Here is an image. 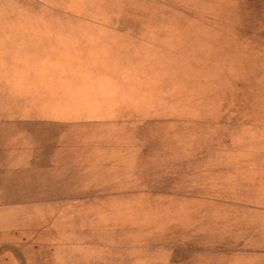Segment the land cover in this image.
I'll return each instance as SVG.
<instances>
[{
  "label": "rangeland",
  "instance_id": "374dc122",
  "mask_svg": "<svg viewBox=\"0 0 264 264\" xmlns=\"http://www.w3.org/2000/svg\"><path fill=\"white\" fill-rule=\"evenodd\" d=\"M161 1L130 0L128 11L134 13L131 17L123 10L120 12L121 0H0V12L52 13L47 19L5 15L9 18L6 24L12 20L10 23L18 26L10 34L14 41L8 40L7 35L9 46L49 45L54 51L50 60L52 65L47 62L40 68L45 73L42 78L85 81L107 78L115 70L119 73L121 93L113 98L114 112H94L91 102L109 98L96 97L97 100L88 101L86 85L76 84V93L65 97L75 98L72 103L68 101L66 108L77 109V112L43 115L45 119L72 122L64 134L68 138L63 139L85 143L89 149L98 148L97 153L102 154L88 156L87 159L99 160L102 174L112 173L109 176L111 181H119L116 184H120L129 179L137 183L151 178V174H158L154 164L162 155L160 144L154 151V142L164 140L180 143L182 148H178V156L190 160L197 158L201 161L200 167L213 162L212 173L183 175L178 179L176 184L191 193L179 197L153 196L155 202H163V207L170 211L161 212V207H157L150 214H139L134 212V206L130 218L128 214L119 212L110 214L107 213L109 208L119 210L120 206L137 205V202L117 203L111 201H119V198H109V202L98 207L106 213L85 216L86 221L99 216L107 221V217L112 216L113 221L109 222H124L122 226L127 220L136 221L137 218L135 229L134 226L107 228L101 221L98 223L101 225L99 232L96 233L95 228L85 231L84 227V233L79 234L77 228L62 226L59 234L65 238V244H59L56 250L66 257H56L60 264H219V258L227 255L212 252L211 248L215 247L212 242L224 237V229L233 228L232 231L240 235L246 228L240 227L242 210H250L251 207L247 206L252 205L264 206V188H261L264 180L253 184L260 171L259 165L264 164V0H163L164 3L159 5ZM228 11L231 15L228 25L234 29L235 20L240 19L248 32L239 33L237 37V47L244 52L242 57L223 58V50L216 51L220 45L213 33L204 49L206 54L197 53L195 66L184 60L175 61L181 58L182 53L176 57L174 50L182 51L185 59L193 55L198 32L197 23L196 29L191 28V24L197 21V15L211 14L210 19H214L213 23L220 28L218 23L222 24L223 20H218ZM147 12H182L185 18L187 14H193L195 18L184 20V27L188 29L181 31V24L179 27L177 23H163V18L158 15H141ZM116 13L121 14V18H128L129 37L96 24L99 20L95 18H117ZM75 14L84 15L74 17ZM119 24L123 26L120 20ZM185 33L188 36L183 41ZM223 43L226 46V42ZM42 59L43 62L48 61L49 55L44 54ZM110 63L124 67H92ZM134 64L136 70L144 71L143 80L127 84L122 79L123 72ZM170 113L174 117L169 122L166 118ZM144 138L148 144H139L138 141ZM152 149L154 152L150 155ZM226 151L235 153L227 155ZM114 159L119 166L116 165L118 163L103 165ZM224 166L231 173L224 174ZM96 172L94 170V176L102 175ZM187 172H193L189 166ZM104 180L108 181V178ZM134 184L128 187L132 188ZM253 188L259 193L247 192ZM189 206L214 208L212 212L205 211L208 214H204L203 222L194 218L187 223L197 236L199 233L203 236L208 234L210 240H202L208 243L206 246L194 247L191 242L178 248L177 244L182 239L192 238L183 237L181 225L184 218L179 220L181 214L176 212V208ZM20 215L27 219L30 214ZM199 223L202 229H199ZM226 225L230 227L225 228ZM42 231L47 232L49 228ZM81 237L93 240L95 246L81 244ZM233 241L234 245H242L239 243L241 240ZM145 243L148 249H145ZM91 248L97 249L94 260L85 253V250L92 251ZM239 255L235 252L233 256ZM250 255L253 260L263 258V255L259 258L254 253ZM256 262L264 264V260Z\"/></svg>",
  "mask_w": 264,
  "mask_h": 264
},
{
  "label": "crops",
  "instance_id": "0c3cea01",
  "mask_svg": "<svg viewBox=\"0 0 264 264\" xmlns=\"http://www.w3.org/2000/svg\"><path fill=\"white\" fill-rule=\"evenodd\" d=\"M8 13L31 16L33 19H47L52 16L51 12H0V264H60L56 257H66L56 250L59 244H65V238L59 234L62 226L68 225L77 228L79 234L84 233V227L85 231L95 228L96 233L99 232L101 225L98 223L101 221L107 228L134 226L135 229L137 218L136 221L127 220L122 226L124 222L110 223L109 221H113L114 218L112 216H106L107 221L103 216L86 221L85 216L86 214L96 215L98 212L106 213L105 210H100L98 207L100 204L109 202V198H119V201H111L117 203L137 202V205L120 206L119 210L109 208L107 213L110 214L119 212L128 214L130 218L134 206H136L134 212L139 214H150L156 211L157 207H161V212L170 211L171 209L163 207V202H155L153 196L157 194L166 197L186 195L191 191L184 190L182 186L176 184L178 179L184 177L183 175L212 173L213 162L205 164L206 167H200L199 159L190 160L178 156V148H182L180 143H167V140H164L161 143L154 142V151L160 144L162 156L154 164L157 166L154 169L159 170V173L151 174V178L141 179L137 183L128 179L116 184L119 181L109 179L112 173L102 174L99 160L87 159L88 156L101 155L102 152L97 153L98 148L96 147L89 149L85 143L64 140L63 138H68L67 135H64L67 132V126L72 122L45 119L46 117L43 115L50 112H77L75 111L77 109L68 110L66 108V105H69L68 101L70 100L72 103L76 101L75 98L65 97L66 94L76 93L78 90L75 88L76 84L86 85L85 93L89 94L88 101L97 100L98 97L109 98L91 102L94 112H114L113 98H117L121 93V82L117 77L119 73L115 70L107 78H91L85 81L56 80L49 79L48 76L42 78L45 73L40 68L47 62L51 63L54 51L49 48V45L9 46L7 35L8 40L14 41L10 34L15 32L18 26L10 23L12 20L6 24L9 18L5 15ZM116 14L117 18L105 19L102 16L95 18L99 20L96 24L104 29H109L112 33L116 32L120 36L129 37L131 28L127 25L121 26L119 24V20H122L121 14ZM83 15L75 14L73 16L81 17ZM161 20L163 23L168 22L167 19ZM15 26L16 28H14ZM44 54L49 55V60L46 62L42 61ZM174 54L176 57H178L177 54H181V59L177 58L175 61L184 60L185 56L182 51L174 50ZM184 62L189 61L185 59ZM114 63L116 64V62ZM92 67L119 69L124 66L110 63ZM135 68L136 64L132 67L127 66V70L123 72L122 76L125 83L142 82L144 71ZM90 85L96 87H88ZM169 116L166 121L170 122L174 114L170 113ZM52 137L56 139H52ZM58 137L60 139H57ZM138 143L148 144L146 138ZM149 145L151 146V141ZM154 151L152 149L149 154L151 155ZM234 153L235 151L225 152L227 155ZM224 162L225 160H223V165H225ZM114 163L118 162L115 159L108 160L103 165H113ZM120 164L127 167L124 163ZM116 165L119 166V163ZM188 166L193 172H187ZM259 167L260 171L257 177H260H254L253 184L264 180V164H260ZM222 169L225 171L224 174L231 173L225 166ZM94 170L101 172L99 174L102 175L94 176ZM104 178H108V181ZM129 182L135 183L132 188L128 187L131 185ZM261 188H264V184ZM255 189L247 192L259 193ZM247 207H251V209L242 210L240 214L242 217L240 227H246L240 232V235L234 233L233 228L224 229V237L217 238L212 242L215 244L213 245L215 247L211 248L212 252L226 253L227 255L219 258V264H261L256 261L264 260V206ZM179 209H182L180 213ZM205 211L212 212L214 208H192V206L176 208V212L181 214L179 220L184 218L181 225L183 237L192 238L191 240L182 239V242L177 244L178 248L185 244H191V242L194 247L208 244L202 241L210 240L208 234L203 236L202 233H199L197 236L191 231L192 226L187 224L194 218H198V222H203L204 214H208ZM23 213L30 214L29 218L23 219V216L20 215ZM137 217L139 218V215ZM59 222L62 225H59ZM231 223L233 224V222ZM198 226L199 229L203 228L200 223ZM46 227L49 228V231L43 232L42 229ZM229 227L230 225L225 226V228ZM146 230L148 231V228ZM70 236L73 235L70 234ZM233 240H241L239 243L242 245H234L235 241ZM81 242V244L95 246L93 240L89 241L84 237H81ZM147 246L148 244L145 243V249H148ZM237 246H239L238 249ZM250 246L253 248H249ZM217 247L220 249L218 250ZM91 250H85V253L91 260H94L97 249L91 248ZM235 252L240 255L233 256ZM251 253L256 254L258 258L263 255V258L253 260ZM189 260L190 258H187V261ZM138 264H148V262H139Z\"/></svg>",
  "mask_w": 264,
  "mask_h": 264
},
{
  "label": "trees",
  "instance_id": "16d2710c",
  "mask_svg": "<svg viewBox=\"0 0 264 264\" xmlns=\"http://www.w3.org/2000/svg\"><path fill=\"white\" fill-rule=\"evenodd\" d=\"M161 3L163 4L164 1L162 0L161 2H158L159 5ZM129 7H131L130 0H121V7H120L121 10L120 9H118V10H120V12L123 10L127 15H131V17H132L134 15V13L128 11ZM145 14L155 15V16L158 15V16L162 17L163 19H167L168 20L167 23H177L179 25V27L181 24L182 31H186V29H188V28L184 27L183 21L184 20H190V19L193 20V18H195V17H193V14H191V15L187 14L188 17L185 18V14L182 12H180V13H177V12H171V13H167V12L151 13V12H149L148 13L147 12V13H142L141 15H145ZM210 18H212L211 14L200 13L199 15H197V19H196L197 21L195 23H193V25L191 24V28L196 29L195 25L197 23L198 43L196 45V42H195L196 47L192 51L193 55H190L187 58V61L192 63L194 66L197 64V59H196L197 53L198 52L199 53L204 52V49L207 46V42L211 39V34H213V33H214V37H215L216 42L218 43V45H220V46H217L218 48H216V51L223 50V52L221 53L223 58L230 60V59H233V57L236 55L240 56V57L243 56V54H242V53H244L243 49L241 50L239 47H237V45H238L237 37L240 36L241 33H245V32L248 33V32H247V29H244L246 27H244L243 24L240 23V19L235 20L236 23H235V26L233 29L227 23V20L231 18L229 11L223 15L222 19L218 20V21L223 20L222 24L218 23V27H220V28H217L215 23H213L214 19H210ZM121 22L123 23V25H126L128 22V18H126V17L122 18ZM210 22H212V23H210ZM210 24H211V26H210ZM191 28H190V31H191ZM186 36H188V35L185 33L184 38ZM223 42H226V46H225V43H223ZM205 52H206V50H205ZM205 52L203 54H206ZM179 55L180 54H177V56H179ZM218 57H219V55L217 56V58ZM222 57L220 56V58H222ZM178 59H181V58L179 57ZM207 59H209V58H207ZM184 60H185V57H184Z\"/></svg>",
  "mask_w": 264,
  "mask_h": 264
}]
</instances>
